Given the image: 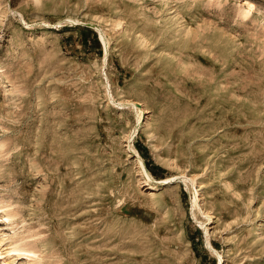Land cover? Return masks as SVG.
I'll use <instances>...</instances> for the list:
<instances>
[{
    "label": "rangeland",
    "instance_id": "374dc122",
    "mask_svg": "<svg viewBox=\"0 0 264 264\" xmlns=\"http://www.w3.org/2000/svg\"><path fill=\"white\" fill-rule=\"evenodd\" d=\"M0 141V264H264V0H0Z\"/></svg>",
    "mask_w": 264,
    "mask_h": 264
},
{
    "label": "bare ground",
    "instance_id": "6f19581e",
    "mask_svg": "<svg viewBox=\"0 0 264 264\" xmlns=\"http://www.w3.org/2000/svg\"><path fill=\"white\" fill-rule=\"evenodd\" d=\"M253 8H254V6H253L251 3H248V4H247V14L251 13V11L253 10ZM1 78H2V77H1ZM5 85H6V82H5ZM0 142H1V141H0ZM2 144H3V143H2ZM2 144L0 143V150L2 149ZM3 147H5V146H3ZM7 253H9V252H7ZM7 253H6V254H7ZM3 255H4V254H3ZM3 255H2V257H4ZM2 257H1V258H2ZM5 257H7V256H5ZM2 259H3V258H2Z\"/></svg>",
    "mask_w": 264,
    "mask_h": 264
}]
</instances>
